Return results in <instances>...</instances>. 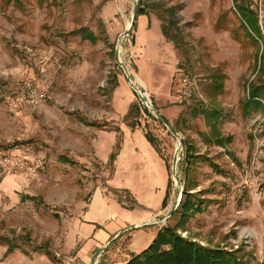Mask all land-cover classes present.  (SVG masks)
<instances>
[{
  "label": "rangeland",
  "instance_id": "1",
  "mask_svg": "<svg viewBox=\"0 0 264 264\" xmlns=\"http://www.w3.org/2000/svg\"><path fill=\"white\" fill-rule=\"evenodd\" d=\"M22 1L25 9L0 0V160H22L36 172L0 179V264H126L138 255L132 252H143L163 227L178 221L167 218L181 197L173 161L186 139L228 175L199 165L201 190L214 189L209 196L216 203L191 221L183 237L242 248L249 264H264V111L244 108L246 88L257 77L258 50L244 36L233 1L57 0L44 7ZM138 2V14L146 13L122 39ZM254 2L264 30L263 0ZM169 19L181 34L180 50L163 36ZM80 28L99 41L67 36ZM119 41L132 81L178 128L179 139L145 108L118 69L111 50ZM113 72L115 85L108 83ZM216 75L224 82L218 96ZM185 78L196 81L190 94ZM25 83L46 93L41 108L23 102ZM11 100L20 102L17 109ZM196 107L220 112L219 130L232 140L225 148L204 140L210 128L192 116ZM81 116L100 124L88 127ZM61 156L71 163H61ZM182 159L183 151L179 177ZM150 220L157 225L135 229ZM66 241L71 251L64 255Z\"/></svg>",
  "mask_w": 264,
  "mask_h": 264
},
{
  "label": "trees",
  "instance_id": "2",
  "mask_svg": "<svg viewBox=\"0 0 264 264\" xmlns=\"http://www.w3.org/2000/svg\"><path fill=\"white\" fill-rule=\"evenodd\" d=\"M55 1L57 0H37L40 7L50 6L54 4ZM232 1L244 36L254 43L258 50L255 63L257 77L246 88L247 98L244 108L246 111H249L253 107H258L264 111V30L260 23L259 8L255 5L254 0ZM9 2L21 9H25L22 0H9ZM140 13L145 14L146 12L140 9L139 14ZM135 27L136 26H134V28ZM162 33L165 39L174 43L177 50L183 48L181 34L178 30L176 31V25L173 19H169L168 22L163 24ZM67 36L80 37L83 41H89L94 44L99 41V38L87 28L74 30L67 34ZM111 56H116V46H113ZM118 69H120V67ZM110 76L108 83L115 85L117 73H110ZM223 89V78L220 75L214 76L213 94L218 96L223 92ZM136 105L137 104L132 107L131 113L137 108ZM191 111L193 117L201 116L206 125L210 128L209 135L203 136L205 141H209L220 148H225L227 143H231V138L225 139L219 130L220 112L200 107L193 108ZM79 119L82 123L90 127H97L100 124L99 122L90 121L82 116ZM147 137L155 150L163 156L157 141H155L149 132L147 133ZM229 155L233 158V162L239 165L240 162L235 156L233 154ZM61 160L66 163H71L66 157L61 158ZM199 165H206L210 170L222 177L228 175L226 171L220 168L219 164L214 162L213 158H210L206 154H202L192 140H183V159L180 163V181L183 187V197L178 209L172 215V218L178 217V221L175 225L168 224L163 227L158 233L155 241L140 254L132 256L131 260L126 264H249L247 260L248 254L244 252L242 248L234 250L221 247V245L205 246L194 238L183 237L182 233L190 234L189 225L191 221L197 216L205 214L206 211L216 203V200L209 196L214 189L209 188L201 190L198 171ZM167 166L170 175V190L172 191L173 180L171 168L169 164H167ZM26 199L29 201L36 200V198L28 196ZM2 241L6 244L12 243V241L7 238L2 239ZM14 248L15 246L11 245L8 252H11Z\"/></svg>",
  "mask_w": 264,
  "mask_h": 264
},
{
  "label": "built area",
  "instance_id": "3",
  "mask_svg": "<svg viewBox=\"0 0 264 264\" xmlns=\"http://www.w3.org/2000/svg\"><path fill=\"white\" fill-rule=\"evenodd\" d=\"M123 39V38H122ZM120 50H121V47H120ZM120 54H121V51H120ZM121 60V59H120ZM119 67L120 64H119ZM125 74V72H124ZM129 74V73H128ZM126 75V74H125ZM129 78L132 82V85L139 91L141 92L137 87H136V84L132 81L131 79V76L129 74ZM130 83V82H129ZM183 84H184V88H185V91L187 92V94H190L191 93V89H193L195 86H196V81L193 80V79H190V78H185L183 80ZM142 96L143 98L145 99V104L148 106V107H152V102L150 100V103L148 104L147 103V100L144 96V93H142ZM22 96H23V102H25V104L33 109H39L41 108L46 100H47V95L46 93L39 89L37 86H34L33 84L31 83H25L23 85V88H22ZM19 103L17 100H11V106L13 109H17L18 106H19ZM145 104H143L145 106ZM146 108V106H145ZM183 150H181V153H182ZM181 153H180V157L181 158ZM16 171H19L21 172L22 174H25L27 176H33L35 174V169L32 168V166H29L28 163L22 161V160H17V161H14L12 159H10L9 157H5V158H2L0 160V179L1 178H5L7 176H12Z\"/></svg>",
  "mask_w": 264,
  "mask_h": 264
},
{
  "label": "water",
  "instance_id": "4",
  "mask_svg": "<svg viewBox=\"0 0 264 264\" xmlns=\"http://www.w3.org/2000/svg\"><path fill=\"white\" fill-rule=\"evenodd\" d=\"M138 11H139V2L137 3L136 5V8H135V11H134V14H133V17H132V22L130 23V26L127 28V30L125 31V33L122 35V38L124 37H127L129 36L130 32L134 29V26H135V22H136V19H137V16H138ZM120 47H121V42L119 41V43L117 44V48H116V56L119 60V64L121 66V68L123 69V71L125 72L127 78H128V81L130 82L131 86L134 88V90L136 91V93L138 94L140 100L142 101L143 104H145V99L143 98L141 92H139L133 85H132V82L129 78V74L125 68V66L121 63V60H120ZM146 108L149 110V112L161 123L163 124L165 127L168 128V130L171 132V134L178 138L179 139V134L177 133V131L171 126V124L155 109H153L152 107H148L146 104H145ZM180 147L181 149H177V155L175 156L174 158V161H173V173H174V177H175V181H176V185H177V189H179V192L180 193V196L177 200H176V204H175V208L173 209V212L170 216H168L167 218V221L168 219L174 214V212L178 209L180 203H181V200H182V197H183V189L181 190V181H180V177L177 173V166H178V163L180 161V153L183 148V140L180 141ZM154 226V225H157V224H153L151 222L149 223H146L144 225H138L135 229H138V228H142L144 226Z\"/></svg>",
  "mask_w": 264,
  "mask_h": 264
},
{
  "label": "crops",
  "instance_id": "5",
  "mask_svg": "<svg viewBox=\"0 0 264 264\" xmlns=\"http://www.w3.org/2000/svg\"><path fill=\"white\" fill-rule=\"evenodd\" d=\"M84 124V123H83ZM86 125V124H85ZM87 126V125H86ZM88 127H90V126H88ZM63 157H65V156H61L60 158H59V161L61 162V163H66V162H63L62 160H61V158H63ZM67 158V157H66ZM9 183L10 182H8L7 181V186L9 185ZM8 188H9V186H8ZM8 190H10V189H8ZM27 198V197H26ZM27 201H29V200H27ZM58 215V214H57ZM153 220H150L149 222H152ZM155 238V236L152 238V240L150 241V243H148L143 249H142V251H144V250H146L149 246H150V244L152 243V241H153V239ZM67 240V239H66ZM66 243H67V241L65 242V245L63 244L62 245V247H61V254H64V255H66L67 253H70V251H71V248L70 247H68L67 245H66ZM237 249H240V248H237ZM140 250V249H139ZM36 253H39L40 251L39 250H36L35 251ZM139 252H141V251H139ZM139 252H132L131 254H139ZM45 254L46 255H49L48 254V252H46L45 251ZM123 261H125V259L123 260Z\"/></svg>",
  "mask_w": 264,
  "mask_h": 264
},
{
  "label": "bare ground",
  "instance_id": "6",
  "mask_svg": "<svg viewBox=\"0 0 264 264\" xmlns=\"http://www.w3.org/2000/svg\"><path fill=\"white\" fill-rule=\"evenodd\" d=\"M129 26H130V25H129ZM129 26H128V27H129ZM147 103H148V102H147ZM148 104H149V103H148Z\"/></svg>",
  "mask_w": 264,
  "mask_h": 264
}]
</instances>
